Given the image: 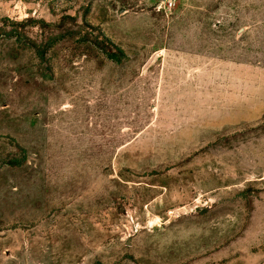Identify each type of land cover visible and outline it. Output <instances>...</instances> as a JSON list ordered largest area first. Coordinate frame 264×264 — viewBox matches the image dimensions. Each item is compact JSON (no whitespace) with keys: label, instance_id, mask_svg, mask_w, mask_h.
Masks as SVG:
<instances>
[{"label":"rangeland","instance_id":"obj_1","mask_svg":"<svg viewBox=\"0 0 264 264\" xmlns=\"http://www.w3.org/2000/svg\"><path fill=\"white\" fill-rule=\"evenodd\" d=\"M0 264H264V0H0Z\"/></svg>","mask_w":264,"mask_h":264}]
</instances>
